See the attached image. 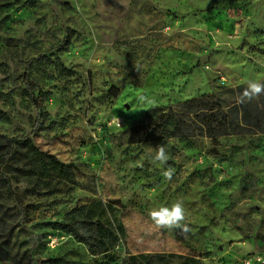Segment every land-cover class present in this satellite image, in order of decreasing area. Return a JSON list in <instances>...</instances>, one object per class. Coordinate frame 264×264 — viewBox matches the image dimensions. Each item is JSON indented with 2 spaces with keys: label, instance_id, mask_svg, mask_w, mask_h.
<instances>
[{
  "label": "rangeland",
  "instance_id": "1",
  "mask_svg": "<svg viewBox=\"0 0 264 264\" xmlns=\"http://www.w3.org/2000/svg\"><path fill=\"white\" fill-rule=\"evenodd\" d=\"M249 79L264 82V0H0V264H260L264 128L129 141L147 108L227 105ZM27 137L70 178L41 173ZM159 145L167 165L150 163ZM177 200L186 235L149 217ZM95 201L119 237L93 254L63 226Z\"/></svg>",
  "mask_w": 264,
  "mask_h": 264
},
{
  "label": "trees",
  "instance_id": "2",
  "mask_svg": "<svg viewBox=\"0 0 264 264\" xmlns=\"http://www.w3.org/2000/svg\"><path fill=\"white\" fill-rule=\"evenodd\" d=\"M245 86L237 84L231 90L235 99L227 105L221 103L220 93H209L185 99L166 109L161 106L147 108L145 115L130 127L129 141L142 142L169 136L211 138L231 133H245L251 131V126L258 129L264 128V126L254 125V120L259 115L264 116V110L257 111V102L264 103V95L245 104L236 103L237 95ZM34 103L36 105V102ZM224 106H226L225 109ZM251 109L256 112L252 114ZM38 129H43V125L38 124ZM20 143L26 148L41 173L44 175L55 173L70 178V164H65L55 156L40 151L28 137L22 139ZM11 151L12 142L9 140L4 155H8ZM6 183L9 191L12 192L8 179ZM107 210L110 212L109 206L100 201L78 205L69 210L71 216L63 227L69 234L84 242L91 253L105 252L114 247L119 237L110 225L111 219L107 217ZM117 226L122 233L121 224ZM8 237L5 234L0 236V251ZM155 256L163 259L162 254H155ZM138 257L145 258L142 255Z\"/></svg>",
  "mask_w": 264,
  "mask_h": 264
},
{
  "label": "clouds",
  "instance_id": "3",
  "mask_svg": "<svg viewBox=\"0 0 264 264\" xmlns=\"http://www.w3.org/2000/svg\"><path fill=\"white\" fill-rule=\"evenodd\" d=\"M264 95V82L249 79L246 81V86L237 95L236 103L245 104L258 99ZM140 101H145L146 98L141 96ZM151 103V101H148ZM170 157L163 145L156 147L155 154L151 156L150 163L167 165ZM175 174V169L168 165L162 171L165 180L171 181ZM149 217L154 226L161 230L179 229L181 235H186L191 231L189 225L184 223L186 220V209L182 200H177L170 206H161L158 209H153L149 212Z\"/></svg>",
  "mask_w": 264,
  "mask_h": 264
},
{
  "label": "built area",
  "instance_id": "4",
  "mask_svg": "<svg viewBox=\"0 0 264 264\" xmlns=\"http://www.w3.org/2000/svg\"><path fill=\"white\" fill-rule=\"evenodd\" d=\"M256 259L260 261V264H264V257L257 256Z\"/></svg>",
  "mask_w": 264,
  "mask_h": 264
}]
</instances>
